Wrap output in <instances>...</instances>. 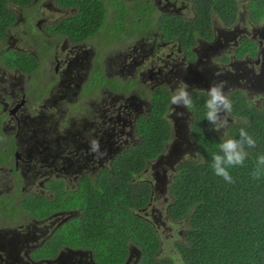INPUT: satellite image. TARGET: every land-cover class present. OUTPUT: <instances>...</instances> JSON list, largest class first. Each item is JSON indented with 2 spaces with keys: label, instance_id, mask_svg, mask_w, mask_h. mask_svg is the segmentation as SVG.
Listing matches in <instances>:
<instances>
[{
  "label": "flooded vegetation",
  "instance_id": "flooded-vegetation-1",
  "mask_svg": "<svg viewBox=\"0 0 264 264\" xmlns=\"http://www.w3.org/2000/svg\"><path fill=\"white\" fill-rule=\"evenodd\" d=\"M44 1L10 3L16 19L0 38V264H102L91 249L62 246L54 252L61 226L80 216L75 201L64 209L55 198L114 179L115 166L143 142L139 123L152 117L155 102L171 98L179 80L189 85L191 95L207 94L214 82L234 85L239 79L262 91L252 81L264 75V41L248 36L247 30L234 55L221 61L232 57L237 64L252 63V68L231 71L223 66L222 72H214L203 68V57L230 48L236 24L217 28L213 18L212 39L175 35L173 17L193 21L197 0H103L105 20L87 36L69 24L80 13L78 5L53 0L44 11ZM244 41H253L256 52L239 58L236 51ZM173 107L169 101L165 109L170 123ZM184 111L191 126L193 112ZM92 140L99 142V152L90 150ZM157 160H147L131 182H147L153 189L148 207L139 214L159 232L163 215L165 230L167 222H177L168 209L178 164H165L168 183L160 189L153 171ZM158 190L168 196L165 210L156 214L152 208ZM129 248L131 253L134 247Z\"/></svg>",
  "mask_w": 264,
  "mask_h": 264
},
{
  "label": "trees",
  "instance_id": "trees-1",
  "mask_svg": "<svg viewBox=\"0 0 264 264\" xmlns=\"http://www.w3.org/2000/svg\"><path fill=\"white\" fill-rule=\"evenodd\" d=\"M33 0H0V38L16 17L10 3L26 6ZM249 3L250 20L264 22V0H197L196 18L187 22L173 17L175 35L186 38H213L212 21L222 25L237 24L241 2ZM64 6L78 5L76 20H69L85 36L98 31L107 11L103 0H61ZM170 19V17H169ZM165 25V19L163 22ZM165 29V28H164ZM82 35V37H84ZM184 39V37H182ZM253 41H244L236 51L239 58L254 55ZM227 61V59H226ZM194 118L190 126L194 155L178 163L170 182L169 215L175 225L185 226L181 242L175 244L182 264H264V175L253 178L257 159L264 155V107L258 108L241 91L231 93L234 123L227 128L228 138L239 139L245 128L256 140V147L246 149L244 166L230 168L235 183L215 175L211 165L224 136L212 130L206 119L207 94L194 92ZM171 98L155 102L153 115L139 123L143 142L115 166L114 179L99 182L98 187H82L75 196L63 193L55 198L61 208L80 209L77 216L61 226L54 252L62 246L91 249L102 264H125L129 246L140 252L137 264H176L170 257L160 258L163 248L159 232L139 213L148 207L153 189L147 182L133 183L131 176L143 172L147 160H156L173 138V125L165 117ZM33 207V206H32ZM44 208L48 209L46 205ZM182 231V230H181ZM180 235H178L179 237ZM51 248L54 244L52 243Z\"/></svg>",
  "mask_w": 264,
  "mask_h": 264
},
{
  "label": "rangeland",
  "instance_id": "rangeland-1",
  "mask_svg": "<svg viewBox=\"0 0 264 264\" xmlns=\"http://www.w3.org/2000/svg\"><path fill=\"white\" fill-rule=\"evenodd\" d=\"M53 0H45L44 1V5H43V9L44 11H46L47 8H50L51 4ZM188 3H191V0H187ZM189 6H191L189 4ZM13 8V7H11ZM249 3L248 2H241L240 3V11H239V18L237 21V24L235 25V27L232 28L233 31H235V41L234 44L230 46V48H225V49H219L217 52H209L207 54V56L204 55L203 57V68L208 69V68H212L213 71H217L220 72L224 67H230V70L232 71H238L237 69H241V68H252V63H234V59L232 57H226L228 58V61H224L222 62L221 59L224 55L226 54H232V56L234 55V51L235 48H237V40L239 39L240 36H243L244 34H247L246 31L248 30L249 35L248 36H254L255 39H260L262 41H264V23L261 25H255L251 20H250V16H249ZM191 10V8H190ZM191 17H193V12H189ZM188 13V14H189ZM195 16V15H194ZM214 25L217 28H222L224 25H222V23L220 22V20L218 18L214 19ZM17 31H19L18 34L22 33L23 30V26L21 23H19V26L17 27ZM210 55V56H209ZM208 61V62H207ZM256 62V61H255ZM232 63L237 64L236 66H232ZM230 64V65H229ZM229 65V66H228ZM257 65V64H256ZM243 66V67H242ZM258 67V65H257ZM228 69V71H230ZM251 70V69H248ZM222 72V71H221ZM258 73V71H257ZM253 73H250V75H252ZM252 84L254 86H256L258 89H261L262 91H258L257 89L253 88L251 89V83H248L247 81L244 80H238V82L234 85H230L228 82L226 83L225 86V92H227L230 96L231 92L233 89H239L242 90V92L245 94L246 97H248L250 99V101L252 102V104L258 108H262L264 105V75H262L261 77L255 78L252 81ZM229 89H231V91L229 92ZM176 109L175 107H173V111L174 112ZM177 113H181V112H177ZM185 115V113H183V116ZM180 115H176V118H173V122H177L178 125H182L181 121H182V117ZM190 122V119H189ZM233 123V119L229 117V125ZM188 124V123H187ZM177 125V126H178ZM226 132V129H222L221 131H219V133L224 134ZM228 136V135H227ZM227 136H224V138H228ZM173 142V138L171 143ZM186 141H184L183 143L179 144L176 146V149L181 150V152L184 153L185 156H187V154L189 155H194L195 149L194 146H190L189 144H185ZM187 148V149H185ZM183 154H179L178 157H185ZM175 156H173L174 158ZM173 171H171L170 174H172ZM170 179V177H169ZM166 194V195H165ZM168 196V193H166V191L161 192L160 190H158V192H156V200L154 202L155 206L152 208L155 210L156 214H157V210L159 212H162L163 210H165L164 208L166 207V205L164 204V198H166ZM152 209L150 211H152ZM150 211L148 214H150ZM152 213V212H151ZM158 216V215H157ZM1 218V216H0ZM166 220V216L163 215L160 219L159 226V235L161 236L162 242H164L165 245H163V248L161 249V252L159 253L160 258L164 259L166 257H170L173 258L176 262V264H182L181 262V257L180 254L178 252V249H176L175 244L177 242H181L183 234L185 232V226H181V225H175V223L172 224H166V230L164 229V225L162 223V221ZM158 225V224H157ZM182 230V231H181ZM178 235H180L178 237Z\"/></svg>",
  "mask_w": 264,
  "mask_h": 264
},
{
  "label": "clouds",
  "instance_id": "clouds-1",
  "mask_svg": "<svg viewBox=\"0 0 264 264\" xmlns=\"http://www.w3.org/2000/svg\"><path fill=\"white\" fill-rule=\"evenodd\" d=\"M219 75V73H217ZM226 81L214 82L210 88L207 89V99L205 101L206 119L212 125L213 131H221L229 126V117L232 113V101L229 94L225 92ZM189 85L179 80L178 85L171 95L170 103L178 107H184L191 110L194 106L192 96L189 92ZM231 89H229V92ZM183 116V113H177ZM227 136V132H225ZM256 140L248 131L241 127L239 129V139L226 138L219 145L221 154H215L212 158V169L216 176L222 177L228 183H235L231 176L229 169L237 166H244L248 158V151L246 149H253L256 147ZM99 142L92 140L90 142V150L92 152H99ZM264 175V155L257 159L256 170L253 172V178L259 180Z\"/></svg>",
  "mask_w": 264,
  "mask_h": 264
},
{
  "label": "water",
  "instance_id": "water-1",
  "mask_svg": "<svg viewBox=\"0 0 264 264\" xmlns=\"http://www.w3.org/2000/svg\"><path fill=\"white\" fill-rule=\"evenodd\" d=\"M173 106L176 107V111L172 113V121H173V118H176L177 112L185 113L183 107H178L176 105H173ZM181 124L182 125H178L177 122H174L172 124L173 125V142L169 146L166 155H161L158 158V160L155 161L153 171L156 176L155 186L157 188L162 187L164 189V187L166 188V185H167L166 182L168 183V176L166 175V168L168 166L165 164L171 163L173 164L172 167L174 168V166L177 165L181 161V159L184 158V157L183 158L178 157L179 154L184 155V153L181 152V150L176 149V146L183 143L184 141H186L185 144H189V147L194 146V143L191 141V137H190L191 136L190 125L187 124V119L185 115L182 117ZM173 156L175 157L173 158ZM134 254H136V257L133 256ZM134 258H136L135 264H137L140 259V252L136 248L131 250L130 256L125 264H130Z\"/></svg>",
  "mask_w": 264,
  "mask_h": 264
}]
</instances>
